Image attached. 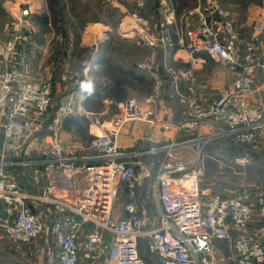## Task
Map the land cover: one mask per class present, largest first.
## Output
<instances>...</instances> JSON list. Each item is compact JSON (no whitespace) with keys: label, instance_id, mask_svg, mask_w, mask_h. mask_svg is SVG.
<instances>
[{"label":"built area","instance_id":"1","mask_svg":"<svg viewBox=\"0 0 264 264\" xmlns=\"http://www.w3.org/2000/svg\"><path fill=\"white\" fill-rule=\"evenodd\" d=\"M38 3L36 8L35 2L28 1L26 7L10 10L14 15L11 35L0 40V200L9 214L0 218V228L21 243L42 238L46 247L54 245L56 257L50 264L83 260L145 264L142 239L148 254L158 257L160 264H217L214 255L220 241L229 242L234 264L263 263L264 187L251 186L228 196L210 193L204 200L201 160L203 148L213 141L229 139L253 147L264 137V107L251 101L260 87L257 80L262 78L264 83V14L243 27L221 0H195L180 14L172 0H157L159 20L152 33L144 15L146 0H135L134 10L119 22L120 37H132L150 47L153 61L161 50H174V58L188 64L166 66L173 85L170 97L178 98L185 109L178 122H163L162 128H173L180 136L144 150H126L117 143L129 122L154 126L160 122L164 86L155 77L149 95L121 102L107 132L90 141L88 148L94 154L78 155L54 133L50 147L32 157L28 148L38 122L53 103L54 78H20L14 62L20 42L30 40L31 27L37 24L33 13L46 15L45 2ZM208 57L228 65L235 78L207 102L198 97L197 72ZM75 82L78 100L68 103L65 115L86 112L89 77L78 76ZM145 154L158 156L154 216L151 206L140 199V186L152 175L142 157ZM15 165L33 168L36 184L53 181L51 176L60 173L76 193L59 196L54 183L40 193L31 192L10 172ZM77 176L84 180L78 188ZM121 197L126 198L124 214L117 216L116 202ZM35 203L46 206L53 219L35 210Z\"/></svg>","mask_w":264,"mask_h":264},{"label":"crops","instance_id":"2","mask_svg":"<svg viewBox=\"0 0 264 264\" xmlns=\"http://www.w3.org/2000/svg\"><path fill=\"white\" fill-rule=\"evenodd\" d=\"M106 1L91 0V3L96 4L101 14L107 15ZM116 1V4L111 5H113V9L114 6L116 7L119 15H123V13L130 14L134 10L135 0ZM172 2L180 14L185 8L193 6L195 0H172ZM221 2L225 7L232 10L239 21L248 20L250 22L264 14V0H261L260 7L257 9L254 8L255 3L251 1L247 3L241 0H221ZM144 15L149 20L150 31L155 33L159 20L157 0H146ZM105 17L94 16L93 19L90 18L94 23L87 25L81 31L80 38L77 40V47H82L84 49L82 52L74 48L73 37L75 36L72 29L55 31L47 28V26L44 27L40 22H37L33 27L30 26L32 30L30 40L20 42L18 46L14 62L15 72L20 78H47L51 75L55 83L53 97L62 91L60 94L61 100L69 101V98L74 97L73 99L76 102L78 100V88L74 76H88L89 83L85 86L86 99L84 101L86 112L80 113L81 116L91 119L90 124L85 127V134L88 137L106 133L110 127L112 117L120 109L121 102L132 97L145 98L154 88L155 77L161 78L164 86V97L158 110L157 118L160 122L155 126L142 121L129 122L123 127L116 140L123 149L133 151L144 150L170 138L178 137L179 133L173 128L171 130L162 128L163 122L171 124L178 122L183 117L185 109V105L178 98L170 97L173 85L166 66L184 67L188 64L177 61L173 56L174 50H161L158 58L153 61L150 47L138 43L135 38L120 37L118 30L112 29L110 23L107 22L108 17ZM103 33H106L108 37H105ZM182 54L186 57V54ZM207 66L206 64L202 70H198L197 81L199 84L198 97L202 101L208 102L215 99L232 83L235 73L232 70L234 74L232 79H226V76H224L221 81L212 72L211 79L208 80L205 77L203 78V74H201V71L205 73ZM181 88L185 89L184 82L181 84ZM252 95L251 99L253 100ZM261 99L262 94L259 100L251 101L262 105ZM44 119L45 117L38 124L42 123ZM63 125L68 127L64 121ZM77 134L79 133L77 132ZM83 138L90 143L89 138ZM31 146L32 144H30ZM28 154H30L29 148ZM142 157L147 161L152 174L149 185L145 186L144 184V181L149 178H144L139 189L140 199L144 202L143 196L145 194L149 193L147 195L150 198L153 196L158 156L145 154ZM95 162H98V160H95ZM9 170L31 192L40 193L45 185L54 183L55 193L59 196L71 197L76 193V190H71L68 180L60 173L51 176L53 181L45 180L36 184L32 176L33 168L15 165L10 167ZM76 181L77 188L84 182L82 176H77ZM201 190L204 200L208 199L210 193L222 192L223 195L227 196L233 194L228 189L213 191L209 187L204 188L201 186ZM34 209L43 213L47 220L53 219L46 206L35 203ZM8 215L4 202L0 200V218H7ZM83 238L84 232L81 234V239ZM31 244L18 242L6 230L0 228V264H11V261H14L15 264H28L23 260L26 259L27 255L31 256L36 251L35 248H31ZM216 246L217 252L214 256L217 264H234L230 256L229 242L220 241L216 243ZM38 248L41 252L40 257L47 260L49 253H47L43 242L39 243ZM15 256H19L20 260L18 262L14 260ZM42 261H35L34 264H42ZM99 264H103V262ZM261 264H264V262Z\"/></svg>","mask_w":264,"mask_h":264},{"label":"rangeland","instance_id":"3","mask_svg":"<svg viewBox=\"0 0 264 264\" xmlns=\"http://www.w3.org/2000/svg\"><path fill=\"white\" fill-rule=\"evenodd\" d=\"M28 1L35 2L36 6L34 8L38 7L39 5V0H0V40L8 39L11 35V24L13 23L14 15L10 10L15 12L19 9V7H26L28 5ZM43 1L45 2L44 11L46 12V16L42 17V15H37V13H33L32 16H34L35 22H40L43 24L44 27L47 26V28H51L55 31L62 29H72L75 36L73 37L74 48L80 50L81 52L84 51V49L82 47H77V40L78 38H80L81 31L84 30L87 25H92L94 23V21H91L94 16H98L101 18L105 16L108 17L107 22L110 23V27L114 30H118L119 32V22L125 15L124 13L123 15H119V11L116 10L115 6L113 9V5L111 4H116V0L106 1L107 15L103 13L101 14L99 8L96 6V4L91 3V0ZM241 1H245L247 3L249 1L254 2V8L256 9L260 7L261 2V0ZM38 18L40 19L38 20ZM251 22L252 21L249 22L248 20L237 21V23L243 27L247 26ZM207 65L208 66L206 68L205 73L201 71V74H203V78L205 77V79L210 80L212 72H214V76H216V78L219 80L221 79V81L223 80L224 76H226V79H232V77L234 76L232 69L228 65L221 61H217L212 57H208ZM74 77L77 76L75 75ZM258 86H260L261 88H258L253 92L252 98L253 100H259L262 94L261 102H263L264 104V83L262 78L257 80L256 87ZM61 92L62 91L58 92L57 95L53 97V103L47 115L45 116V119L42 123L38 124L37 126L34 138L31 141L32 146L29 147V156L35 157L37 156L36 154L39 153L41 150H46L48 147H50V137L54 133H57L63 138L67 149L73 148L78 155L94 154V151L88 148V140L84 139L79 134H77V125L70 124L71 126L68 125V127H65L63 125V121L64 123H66V120L68 118H76V116H81V114L79 112L68 115L64 114V110L67 107L68 103H70L71 101L74 102V97L69 98V101L61 100ZM54 118H59L60 120L55 121ZM71 118L70 122L72 123ZM262 140H264V137L259 140V142L253 147L229 139H223L215 142L213 141L205 145V147L203 148V158L201 160V165L203 166L204 170V176L201 181V186H203L204 188L209 187L213 191H217L218 189H228L231 190L233 193L235 191L243 190L251 186L264 187V142H262ZM147 178L149 179L145 178V186L149 185V182L151 181L150 177ZM147 189L148 188L146 187V190ZM147 194L149 195V193ZM147 194L143 196V203L149 207L151 206V215L154 216L156 215V207L154 205V200L153 198L148 197ZM125 201V197H121L117 200V216L124 214L123 206L125 204ZM89 229L90 227H87V231ZM42 242V238H37L36 240L31 242V248H35L36 251H34L31 256L27 255L26 259L23 261H26V263L28 264H34L35 261L40 262V260H43L42 264H50L51 262H53L56 257V249L54 248V245H50L48 247L45 246L47 253H49L47 255L48 259L45 260L44 257H40L41 252L38 248L39 243L41 244ZM141 254L144 257L145 264H160V260L158 257L151 256L150 254H148L146 247V239L141 240ZM14 260L18 262V260H20L19 256H15ZM11 264H15L14 261H11ZM81 264L93 263H88L83 260Z\"/></svg>","mask_w":264,"mask_h":264},{"label":"trees","instance_id":"4","mask_svg":"<svg viewBox=\"0 0 264 264\" xmlns=\"http://www.w3.org/2000/svg\"><path fill=\"white\" fill-rule=\"evenodd\" d=\"M71 118V117H70ZM70 118H68L66 120V123L67 125H70V124H75L77 125L76 126V130L77 132L79 133V135L83 136V137H87L89 138V140H92L94 138V136H86L85 134V127H87L89 124H90V120L88 117L86 116H76V118H71L72 119V123L70 122ZM91 138V139H90Z\"/></svg>","mask_w":264,"mask_h":264}]
</instances>
